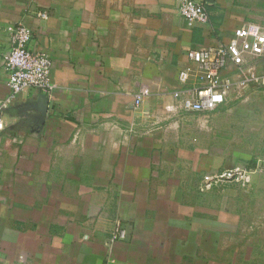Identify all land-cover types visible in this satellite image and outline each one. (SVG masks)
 Returning a JSON list of instances; mask_svg holds the SVG:
<instances>
[{
    "label": "crops",
    "instance_id": "1",
    "mask_svg": "<svg viewBox=\"0 0 264 264\" xmlns=\"http://www.w3.org/2000/svg\"><path fill=\"white\" fill-rule=\"evenodd\" d=\"M195 1L208 24H188L178 0H0V100L15 24L58 85L43 122L37 90L4 112L0 264H264V173L201 190L207 174L264 163V87L232 91L208 115L167 109L194 67L187 52L264 26V0ZM253 63L264 75V57ZM254 130L261 151L238 154L232 139ZM117 223L127 237L112 242Z\"/></svg>",
    "mask_w": 264,
    "mask_h": 264
},
{
    "label": "built area",
    "instance_id": "2",
    "mask_svg": "<svg viewBox=\"0 0 264 264\" xmlns=\"http://www.w3.org/2000/svg\"><path fill=\"white\" fill-rule=\"evenodd\" d=\"M178 10L190 25H206L210 22L208 10L195 0H178ZM40 16L47 18L46 13H40ZM7 30L12 43L11 51L5 57L9 95L0 100V131L5 128V110L19 96L31 90L50 96L58 89L51 78V57L30 49L32 30L24 24L12 25ZM187 57L194 67L179 72L178 82L181 88L172 94L176 104L167 109L208 115L222 105L232 91L241 93L252 85L264 87V75L257 72L253 63L264 57V26L249 23L236 29L227 44L192 49L187 52ZM230 71L234 73L235 79L225 76ZM150 95V89L142 87L134 97L135 109L139 111ZM129 132H136L135 125H131ZM260 173H264V163L255 167L237 166L210 173L205 175L201 190L209 191L223 184L245 188ZM126 237V231L117 223L112 231L111 241L124 240ZM110 262L114 264L116 259L112 258Z\"/></svg>",
    "mask_w": 264,
    "mask_h": 264
},
{
    "label": "rangeland",
    "instance_id": "3",
    "mask_svg": "<svg viewBox=\"0 0 264 264\" xmlns=\"http://www.w3.org/2000/svg\"><path fill=\"white\" fill-rule=\"evenodd\" d=\"M253 132H254L253 134H256L257 136H253L250 138L247 136L246 137L237 136L233 138L232 141L230 140L231 142H234V144H236L235 147L238 154L246 155L249 157L251 154H255L261 151L262 149L261 138L259 137L260 130L257 131L254 130ZM235 133H237V135H240L239 133H246V132L237 130ZM208 141L211 143V139L209 140L207 139V136H205L206 146L209 143Z\"/></svg>",
    "mask_w": 264,
    "mask_h": 264
},
{
    "label": "water",
    "instance_id": "4",
    "mask_svg": "<svg viewBox=\"0 0 264 264\" xmlns=\"http://www.w3.org/2000/svg\"><path fill=\"white\" fill-rule=\"evenodd\" d=\"M40 100H41L40 103H42V105L39 107V111L41 113L39 120L41 122H43L46 115H47V110H48V97H47V95L42 94Z\"/></svg>",
    "mask_w": 264,
    "mask_h": 264
},
{
    "label": "trees",
    "instance_id": "5",
    "mask_svg": "<svg viewBox=\"0 0 264 264\" xmlns=\"http://www.w3.org/2000/svg\"><path fill=\"white\" fill-rule=\"evenodd\" d=\"M248 167H252V165H249Z\"/></svg>",
    "mask_w": 264,
    "mask_h": 264
}]
</instances>
